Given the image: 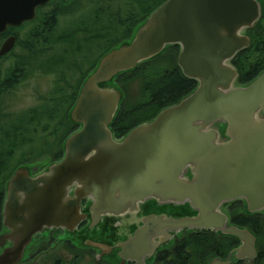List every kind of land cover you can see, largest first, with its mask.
<instances>
[{
	"label": "water",
	"instance_id": "95a60500",
	"mask_svg": "<svg viewBox=\"0 0 264 264\" xmlns=\"http://www.w3.org/2000/svg\"><path fill=\"white\" fill-rule=\"evenodd\" d=\"M48 2L0 0V34L33 21ZM261 17L259 0H166L105 53L70 110L79 128L63 157L40 171L20 165L6 182L0 264H20L51 231L90 237L103 218L115 242L88 243L118 248L123 261L148 264L181 232L211 230L240 244L209 264H255L257 235L232 223L229 206L243 201L248 214H264V70L240 84L233 64ZM15 44L13 34L0 58ZM176 45L177 64L197 87L117 138L112 124L124 100L117 76Z\"/></svg>",
	"mask_w": 264,
	"mask_h": 264
},
{
	"label": "trees",
	"instance_id": "16d2710c",
	"mask_svg": "<svg viewBox=\"0 0 264 264\" xmlns=\"http://www.w3.org/2000/svg\"><path fill=\"white\" fill-rule=\"evenodd\" d=\"M55 1H58L59 5L51 13L44 14V9ZM88 1L94 5V10L61 34H56L55 32L58 18L78 11L81 6V0H51V3L37 9V16L33 21L26 22L21 27L9 28L6 32L0 34V46L9 34L16 35L14 50L11 54L5 56L3 60L13 57L18 70L14 71L13 74L11 73V77L7 79V88L2 91V94L6 92L12 95L14 93L16 86L15 77L22 73L19 70L20 68L25 69L32 65L34 70L37 71L36 74L41 75L51 74L55 71L64 73V70L69 66L76 69L78 67V69H84L80 74L79 81L73 86L71 92L66 91L64 87L60 88L58 86L56 88L57 90L60 89V91H57L56 96L52 98L51 95V98H45L46 103L42 104L39 109L35 108L25 112L9 110L8 117L10 119L7 125L3 126V129L0 126V171L4 169V164H9L15 149L18 147L17 144L20 142V132L27 129L28 124L43 122L49 117L55 119L57 112L65 110L63 114V116H66L65 123H68L71 127L67 132L60 135L59 144L62 154L58 159L52 158V162L63 157L64 141L79 128L78 125L70 120L69 113L76 102L84 80L94 70L99 59L105 53L120 45L123 41L130 39L136 27L166 0ZM259 1L262 5V17L254 28L248 30L251 45L241 51L233 60V64L239 71L240 84L251 82L264 70V0ZM28 25L31 27L25 37H21L19 33L14 32V29L27 27ZM117 29L120 31L119 35L116 34L118 33ZM102 37L107 40L105 45L91 46V44L97 43ZM84 43L87 45H81ZM15 49H18L19 52H15ZM92 49L96 50L94 56L89 53ZM169 51H176V63L171 67H156V60ZM179 53V46H171L155 59L140 65L133 71L117 76L115 82L122 90H124L123 81L136 74H141L142 76V93L139 101L132 106L133 109L127 112L124 107L125 94L119 113L112 124L117 138L123 137L134 127L154 119L163 108L179 102L197 87V82L187 78L178 66L177 58ZM153 68H158V70L152 71ZM23 79L26 78L24 77ZM34 126L36 127L37 125ZM31 163L33 162H22L16 168L20 165ZM16 168L8 170L10 174L4 180V186ZM12 170L13 172H11ZM236 206H241V209L236 211ZM229 211L232 223L249 227L257 235L258 256L255 264H259V262L264 260V249L260 250L259 246L262 238L260 220L264 215L248 214L243 201H237L230 205ZM183 236V238H176L174 240L175 243L173 242V245L168 249L171 253L167 264H205L211 257L208 261L209 264L215 257L227 258L230 251L240 244L239 239L235 237L222 236L211 230L190 233L184 231ZM236 264L244 263L237 262Z\"/></svg>",
	"mask_w": 264,
	"mask_h": 264
},
{
	"label": "rangeland",
	"instance_id": "374dc122",
	"mask_svg": "<svg viewBox=\"0 0 264 264\" xmlns=\"http://www.w3.org/2000/svg\"><path fill=\"white\" fill-rule=\"evenodd\" d=\"M59 5L58 1H55L46 9H44V14L51 13L52 10ZM125 6V5H123ZM94 5L90 4L88 0H81L80 9L74 13L62 15L58 18V25L56 26V34H61L62 32L68 30L83 18L86 14L94 10ZM30 25L23 28L14 29V32L19 33L21 37H25L27 32L30 30ZM119 35V29L116 30ZM98 41V40H97ZM107 40L102 37L97 43L91 44V46H102L105 45ZM83 46L87 44H81ZM18 49H15V52ZM19 52V51H18ZM96 50L92 49L89 53L91 56L95 55ZM176 51H169L163 56H161L155 62L156 67H171L176 63ZM60 67V65H59ZM58 67V68H59ZM79 68V67H78ZM76 69L75 67L69 66L64 70V73H60L55 71L54 73L41 75L36 74L37 71L34 70L32 65L26 67L25 69L20 68L19 70L22 71L21 75H17L15 77L16 86L14 88V93L9 95L7 93L2 94L0 97V101L2 105L9 110L14 112H25L30 111L35 108H40L42 104H45V98H54L56 96L57 90L56 87H64V89L68 92L73 90V86L79 81L80 74L83 72L84 69ZM162 69V68H159ZM153 70H158V68H153ZM14 71H18L16 64L14 63L13 57H8L4 60L0 61V85L3 84L4 80L9 79L11 73L13 74ZM66 76H64V75ZM26 79H23V78ZM142 76L134 75L131 78L126 79L123 81L124 84V95L126 94L125 99V109L127 112L135 105L140 98L142 93ZM56 89V90H54ZM52 93V94H51ZM61 93V92H60ZM67 104V103H66ZM65 110L59 111L56 113L55 119L52 117L46 118L43 122H33L27 125V129H25L21 133L20 142L17 144V148L15 149L12 158L10 159L9 164H4V169L0 171V190L4 193V180L8 177L10 172L8 170L15 169L19 164L22 162H33L37 163L35 166L38 171L45 169L47 165L52 162V158H57L62 154L59 139L60 135L67 132L71 125L65 123L66 116L64 114ZM65 118V120H64ZM10 117H8V120ZM34 125H37L36 127ZM1 126V124H0ZM46 126V127H45ZM45 127V128H44ZM7 130V129H6ZM26 130H28L26 132ZM25 136H24V135ZM54 134V135H52ZM61 152V153H60ZM1 155V151H0ZM13 170L11 172H13ZM4 177V178H3ZM243 208V206H242ZM241 206H236L235 210L239 211ZM264 215V214H258ZM260 220L262 228H261V241L259 243L260 250L264 249V217H261ZM49 252H54L49 251ZM56 256V255H55ZM53 256V259L55 258ZM211 258V257H210ZM205 264H208V261ZM52 259V260H53ZM81 261V260H80ZM78 264H92L88 262H79ZM199 264V263H198ZM201 264V263H200ZM259 264H264V260L259 262Z\"/></svg>",
	"mask_w": 264,
	"mask_h": 264
},
{
	"label": "flooded vegetation",
	"instance_id": "af4514ba",
	"mask_svg": "<svg viewBox=\"0 0 264 264\" xmlns=\"http://www.w3.org/2000/svg\"><path fill=\"white\" fill-rule=\"evenodd\" d=\"M51 3L48 2L47 4ZM46 4V5H47ZM44 5V6H46ZM13 34H9L5 38V40ZM4 40V41H5ZM3 41V43H4ZM2 43V44H3ZM2 46V45H1ZM0 46V48H1ZM15 48V46H14ZM12 49V51L14 50ZM4 55L0 58V61L9 54ZM7 88V79L4 80L3 84L0 85V96L2 97V91ZM6 93V92H5ZM8 122V111L2 105L0 101V124L2 127L7 125ZM6 187L4 186V194L2 195V191L0 190V232L3 229V206L6 199ZM85 205L87 201H84ZM146 210V208H145ZM105 219L103 218L100 223L96 226L97 229L95 232H92L90 237H77V236H68L64 230H55L50 233H46V235H38L35 238V243L31 247L30 251L26 255L25 259L20 264H78L79 262H88L92 264H137L136 261L125 260L123 261L119 255V249L113 248L111 251L103 252L98 250L95 247L89 245L88 242L92 240L102 241L103 244L108 245L115 242V238L110 237V227H107L105 224ZM89 221H85L79 227L80 230L88 227ZM109 231L107 232V230ZM190 233L189 231H186ZM184 231L180 233L176 238H183ZM175 243V242H174ZM173 243L171 244V246ZM170 248L161 249L155 259L147 261L148 264H167L168 257L170 256ZM54 252H49L53 251ZM167 250V251H166ZM56 255V256H55ZM53 256L55 258L53 259ZM53 259V260H52ZM81 260V261H80ZM235 262L234 264H236Z\"/></svg>",
	"mask_w": 264,
	"mask_h": 264
}]
</instances>
